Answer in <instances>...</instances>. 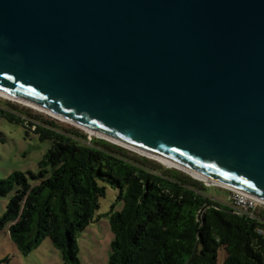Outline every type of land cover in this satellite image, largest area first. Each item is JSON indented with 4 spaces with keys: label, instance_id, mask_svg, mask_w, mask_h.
<instances>
[{
    "label": "water",
    "instance_id": "water-1",
    "mask_svg": "<svg viewBox=\"0 0 264 264\" xmlns=\"http://www.w3.org/2000/svg\"><path fill=\"white\" fill-rule=\"evenodd\" d=\"M0 91L264 202V0H0Z\"/></svg>",
    "mask_w": 264,
    "mask_h": 264
},
{
    "label": "trees",
    "instance_id": "trees-1",
    "mask_svg": "<svg viewBox=\"0 0 264 264\" xmlns=\"http://www.w3.org/2000/svg\"><path fill=\"white\" fill-rule=\"evenodd\" d=\"M24 112L0 108L51 148L37 174L0 179V196L15 192L0 218V241L8 230L27 255L50 239L66 264H80L78 238L95 222L110 186L124 204L111 213L110 264H219L221 252L223 264H264V209L251 219L182 171Z\"/></svg>",
    "mask_w": 264,
    "mask_h": 264
},
{
    "label": "rangeland",
    "instance_id": "rangeland-1",
    "mask_svg": "<svg viewBox=\"0 0 264 264\" xmlns=\"http://www.w3.org/2000/svg\"><path fill=\"white\" fill-rule=\"evenodd\" d=\"M0 108L16 113H25L24 109H30L44 116L45 119H56L22 103L3 97H0ZM56 120L64 126L75 127L67 122ZM88 135L90 136V134ZM93 137L97 138L96 136ZM98 139L102 140V138ZM50 148V141L41 140L37 134L27 130L22 124L10 121L0 115V179L5 180L15 172H21L27 176H29V173L37 174L40 171V162ZM210 194L216 201L224 204L230 203L229 192L226 188L211 186ZM14 195L15 192L6 197L0 196V218L6 213L8 204ZM118 195L119 191L117 189L107 186L106 197L100 201L101 206L95 222L79 236L78 259L80 264H110L112 242L114 241V233L110 223L111 213L121 212L124 208L123 202L118 200ZM224 258L225 252H221L219 264H223ZM0 264L66 263L63 260L62 252L52 244L50 239H45L37 248L25 255L18 250L9 231L6 230L2 233L0 241Z\"/></svg>",
    "mask_w": 264,
    "mask_h": 264
},
{
    "label": "built area",
    "instance_id": "built-area-1",
    "mask_svg": "<svg viewBox=\"0 0 264 264\" xmlns=\"http://www.w3.org/2000/svg\"><path fill=\"white\" fill-rule=\"evenodd\" d=\"M92 138L93 137L90 135V140H92ZM227 191L231 192L229 198L233 209L238 210L240 213L251 219H258L256 211L264 209V202L235 190L227 189Z\"/></svg>",
    "mask_w": 264,
    "mask_h": 264
},
{
    "label": "bare ground",
    "instance_id": "bare-ground-1",
    "mask_svg": "<svg viewBox=\"0 0 264 264\" xmlns=\"http://www.w3.org/2000/svg\"><path fill=\"white\" fill-rule=\"evenodd\" d=\"M0 97L6 98V99H9V100H12V101L18 102V103H22V104H24V105H26V106H29V107H31V108H33V109H35V110H38V111H40V112H42V113L48 114V115H50V116H52V117H54V118H56V119H58V120H60V121L67 122V123H69V124H72V125H76V126H78L77 124H75V123H73V122H70L69 120L64 119V118H62V117H60V116H58V115H56V114H54V113H51V112H48V111L42 110V109H40V108H38V107H36V106H34V105H32V104H30V103H28V102L22 100V99L16 98V97L11 96V95H9V94H6V93H4V92H2V91H0ZM78 127H80V126H78ZM81 128H82V127H81ZM83 129L86 130V131H88V132L91 134L92 137H93V136H98V137H100V138H102V139H104V140H110L111 142L116 143V144H118V145H122L123 147H126L127 149H130L131 151H134V152H136V153H138V154H140V155H143V156L149 157V156L143 154V153L140 152V151H137V150H135V149H133V148H130V147H128V146H125V145H123V144H121V143H119V142H117V141H115V140H112V139H110V138H108V137H106V136H104V135L98 134V133H96V132H94V131H91V130H89V129H86V128H83ZM149 158H150V159H153V158H151V157H149ZM157 161H159V160H157ZM159 162L165 164L166 166H168V167H170V168H173V167L180 168V167H178V166H176V165H173V164L164 163V162H162V161H159ZM180 169H183V168H180ZM183 170L189 172L190 174H192L193 176H195L197 179H199V180H201V181H206V182L209 183V181H207L204 177L198 176V175H196V174H194V173H192V172H190V171H188V170H186V169H183ZM221 187L226 188V187H224V186H221ZM262 202H263V201H262Z\"/></svg>",
    "mask_w": 264,
    "mask_h": 264
}]
</instances>
